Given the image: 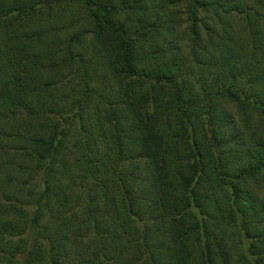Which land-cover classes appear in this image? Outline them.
Here are the masks:
<instances>
[{"label": "trees", "instance_id": "16d2710c", "mask_svg": "<svg viewBox=\"0 0 264 264\" xmlns=\"http://www.w3.org/2000/svg\"><path fill=\"white\" fill-rule=\"evenodd\" d=\"M0 264H264V0H0Z\"/></svg>", "mask_w": 264, "mask_h": 264}]
</instances>
